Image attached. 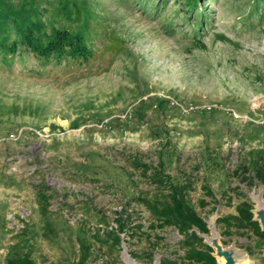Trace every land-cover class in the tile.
Listing matches in <instances>:
<instances>
[{"label":"rangeland","instance_id":"rangeland-1","mask_svg":"<svg viewBox=\"0 0 264 264\" xmlns=\"http://www.w3.org/2000/svg\"><path fill=\"white\" fill-rule=\"evenodd\" d=\"M97 2L90 60L45 64L23 49L0 57V264L11 254L76 264L80 227L91 247L84 264H127L125 254L183 264L182 234L154 227L136 199L156 189L130 155L154 166L160 156L175 179L190 177L188 199L209 232L193 229L206 244L212 220L224 247L264 264L255 236L223 235L216 223L234 213L236 193L253 203V214L252 193L264 198V185L234 173L240 156L264 148L261 7L198 0L187 12L182 0ZM39 191L49 195L50 226ZM118 213L127 217L119 248L108 234L118 230Z\"/></svg>","mask_w":264,"mask_h":264},{"label":"trees","instance_id":"trees-1","mask_svg":"<svg viewBox=\"0 0 264 264\" xmlns=\"http://www.w3.org/2000/svg\"><path fill=\"white\" fill-rule=\"evenodd\" d=\"M198 0H182L181 11H192ZM253 12L261 7V18H264V0H256ZM97 0H0V57L7 61L18 50L31 53L37 60L48 64L60 59L88 61L93 56L91 49L90 24L95 19L93 5ZM180 10V9H179ZM252 13V12H251ZM161 102V101H160ZM144 106V101L140 102ZM142 112V111H140ZM135 113L138 114L137 111ZM77 120L72 121L77 126ZM157 165L146 163L137 155L128 156L129 164L147 176L156 192L152 195H138L141 203L153 218L154 227L173 226L182 239L179 246L183 249V264H217L213 255L214 249L203 241L198 234L209 232L206 221L197 213L188 199V192L193 182L190 177L184 179L173 177L166 172L163 159L158 156ZM234 173L246 180L249 186L264 185V148L254 149L240 156ZM208 195L215 200L213 191L203 186ZM230 189H225L222 196L230 201ZM235 192V191H234ZM237 192V191H236ZM40 213L44 226H50L47 218L48 196L38 192ZM234 206V213L217 218L222 234H251L256 237L260 247H264V230L254 219L253 203L243 193ZM202 204L205 202L202 200ZM127 217L118 213L115 219L117 229L109 231L111 246L120 247V232ZM80 233V234H79ZM79 256L76 264H84L91 255V247L85 237V228H79ZM7 264H37L28 254H11L6 259Z\"/></svg>","mask_w":264,"mask_h":264},{"label":"bare ground","instance_id":"bare-ground-1","mask_svg":"<svg viewBox=\"0 0 264 264\" xmlns=\"http://www.w3.org/2000/svg\"><path fill=\"white\" fill-rule=\"evenodd\" d=\"M252 198L255 202V209H254V214L257 215H264V198H262L261 193H252ZM209 226H210V234L206 236V240L209 243H216L215 245H220L221 240H220V235L216 231L213 221H209ZM224 247L223 245H221ZM228 250H231L233 253V256L235 258V263L237 264H248L247 257L243 253H240L238 249L233 245L230 247H225ZM215 253H216V248L214 247ZM218 263L223 264L224 263V257L220 255H215ZM125 261L127 264H143L141 262L136 261L135 259H132L129 255H124ZM154 264H160L159 262V257H156V261Z\"/></svg>","mask_w":264,"mask_h":264},{"label":"water","instance_id":"water-1","mask_svg":"<svg viewBox=\"0 0 264 264\" xmlns=\"http://www.w3.org/2000/svg\"><path fill=\"white\" fill-rule=\"evenodd\" d=\"M262 196V193H261ZM254 219L259 222V225L262 230H264V215H255L254 214ZM208 242V241H207ZM208 244L211 247L216 248V253L214 252L215 255H220L224 257V263L223 264H235V258L233 256V253L231 250L226 249L225 247H222V243L220 245H215L216 243H209Z\"/></svg>","mask_w":264,"mask_h":264}]
</instances>
